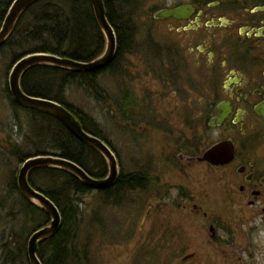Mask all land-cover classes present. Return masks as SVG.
Here are the masks:
<instances>
[{"label":"rangeland","instance_id":"1","mask_svg":"<svg viewBox=\"0 0 264 264\" xmlns=\"http://www.w3.org/2000/svg\"><path fill=\"white\" fill-rule=\"evenodd\" d=\"M182 1L136 0L129 5L137 32L134 42L127 45L128 51L115 62V70L97 77L105 99L75 86L65 91V101L83 111L99 128L115 152L120 172H142L151 179L145 189L118 193L109 203L103 202L102 193L90 189L81 197L77 239L79 248L86 247L87 264H229L225 261L226 249L222 245L221 249L216 248L208 231L213 221L226 226L225 216H221L223 208L214 198L212 174L197 170L196 185L206 194L192 201L194 183L183 177L184 166L175 159L179 148L192 135L188 122L178 115L189 108L171 98L173 90L160 98L159 77L150 72L142 62V53L134 49L135 44L144 42L151 44L152 50L166 47L164 33L154 25L152 16ZM10 52L7 47L0 48V199L9 177H17L22 165L7 150L9 145L27 148L26 140L31 137V114L13 107L6 92L14 64ZM135 55H140L142 61ZM181 77L183 82L194 81L193 71L187 67ZM192 95H187V99ZM195 202L206 217L192 211ZM185 205L189 207L184 208ZM7 212L0 210V241L12 229L27 243L31 226L24 225L20 217L9 227ZM257 264H264V260Z\"/></svg>","mask_w":264,"mask_h":264},{"label":"flooded vegetation","instance_id":"2","mask_svg":"<svg viewBox=\"0 0 264 264\" xmlns=\"http://www.w3.org/2000/svg\"><path fill=\"white\" fill-rule=\"evenodd\" d=\"M179 7L186 13L178 19H155L160 10L152 16L167 46L135 44L144 61L135 56L159 77L160 98L173 90L171 98L189 108L178 115L192 135L175 159L194 183L192 201L206 194L196 185L197 170L212 174L226 223L209 226L212 244L226 249L229 264H257L264 260V0H184L161 10ZM185 67L193 82L182 81ZM217 145L211 161L200 160ZM199 207L193 203L192 211L206 217Z\"/></svg>","mask_w":264,"mask_h":264},{"label":"trees","instance_id":"3","mask_svg":"<svg viewBox=\"0 0 264 264\" xmlns=\"http://www.w3.org/2000/svg\"><path fill=\"white\" fill-rule=\"evenodd\" d=\"M13 0H0V29ZM107 19L114 29L119 55L128 51V44L134 42L137 27L132 17L131 3L136 0H103ZM11 52V61L31 54H48L76 62H90L104 51V36L96 22L88 0H40L30 6L18 19L6 43ZM1 47V48H2ZM115 70V59L105 70L97 73H73L52 66H37L27 70L20 87L29 97L50 100L62 105L81 124L82 129L111 146L101 135L93 120L80 109L65 101V91L75 86L90 92L99 99H105L97 83L99 74H110ZM7 96L13 107L17 106L8 89ZM29 118L30 140L21 148L10 144L9 153L20 164L37 156H56L79 166L94 179L107 175L103 157L91 147L76 140L55 118L41 112L26 110ZM36 140V141H34ZM31 151H30V150ZM112 149V148H111ZM113 151V149H112ZM114 152V151H113ZM115 153V152H114ZM150 178L142 172L123 174L109 189L99 191L103 202L109 203L118 193L125 194L142 188ZM29 185L48 198L58 209L61 226L51 239L38 245L37 256L41 264H87L86 247L78 242L80 208L82 196L89 192L75 176L54 168H36L28 174ZM7 209L10 226L22 217L24 225L31 226L30 232L49 224V215L26 201L17 187V177L11 175L5 193L0 199V210ZM11 232L0 241V264H29L26 238ZM23 231L25 227L23 226ZM25 237V236H22ZM28 237V235L26 236Z\"/></svg>","mask_w":264,"mask_h":264},{"label":"water","instance_id":"4","mask_svg":"<svg viewBox=\"0 0 264 264\" xmlns=\"http://www.w3.org/2000/svg\"><path fill=\"white\" fill-rule=\"evenodd\" d=\"M40 0H13L0 29V48L6 43L20 16L32 5ZM92 6L96 22L104 36L105 48L103 53L90 62H76L58 58L48 54H31L16 61L8 77V91L14 103L22 109L41 111L58 120L65 129L79 142L97 151L104 159L107 175L102 179H94L86 174L79 166L68 160L56 156H37L28 158L22 163L17 176V187L21 196L34 206L45 211L50 218L49 224L35 230L27 240V259L29 264H41L38 259V245L40 242L54 237L61 226V216L56 206L42 193L34 190L28 183V174L36 168H54L66 171L75 176L85 187L93 191H104L111 188L119 178L118 160L112 149L102 140L86 133L80 122L62 105L45 99L27 96L20 87L23 74L30 68L37 66H52L73 73H97L108 68L117 53V39L114 29L110 25L103 0H88ZM186 13L185 7L171 10H160L154 15L155 19L180 18ZM220 145L209 149L202 157V161H211L213 154ZM191 255L187 258H190ZM184 258V259H187Z\"/></svg>","mask_w":264,"mask_h":264}]
</instances>
